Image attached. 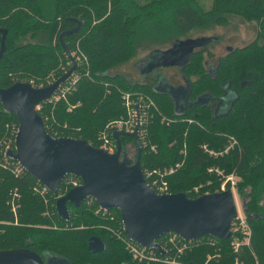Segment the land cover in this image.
<instances>
[{"label":"trees","instance_id":"obj_1","mask_svg":"<svg viewBox=\"0 0 264 264\" xmlns=\"http://www.w3.org/2000/svg\"><path fill=\"white\" fill-rule=\"evenodd\" d=\"M230 16L255 22V37L218 57L213 71L205 65L204 48L189 55L180 66L188 80L190 101L183 110L175 108L170 94L154 90L149 83L111 73L135 55L142 40L154 44L187 38L225 25ZM77 20L81 24L78 31L63 35L62 41L69 52L77 50L82 57L81 63L75 61L73 71L79 80L67 96L69 103L80 105L67 111L65 101L54 105L41 102L37 112L46 131L57 137H80L98 147L103 127L125 114L121 90L150 96L159 113L149 106L152 117L144 126V141L140 140L143 171L172 168L173 172L163 177L170 192L182 191L190 197L197 196L190 192L196 185H202L201 194L207 188V192L218 188L220 179L208 172L209 167L235 172L240 177L237 191L252 217L248 220L250 245L242 246L238 255L232 252L230 240H218V259L214 258L217 248L205 244L177 260L184 264H235L238 259L242 264H264V207L260 204L264 197V0H0V28L6 29L0 87L17 81L44 87L68 71L73 64L59 35L74 28ZM51 72L54 77L47 80ZM225 91L234 93L230 110L217 113V99ZM13 122L18 124L16 116L0 105V141L9 135ZM230 137L236 144L221 155L212 156L203 149L206 145L215 152L223 151ZM119 140L121 146L134 142L127 135H120ZM146 180L151 183L150 177ZM36 183L26 172L16 177L0 167V251L29 249L69 264H142L132 261L110 234L113 227L122 226L118 211L111 210L114 220H109L96 214L95 201L87 208L84 202L79 208L67 202L70 220L63 221L55 210L57 194L40 195ZM11 199L17 203L16 224ZM93 236L104 242L103 252L89 251L87 241Z\"/></svg>","mask_w":264,"mask_h":264},{"label":"water","instance_id":"obj_2","mask_svg":"<svg viewBox=\"0 0 264 264\" xmlns=\"http://www.w3.org/2000/svg\"><path fill=\"white\" fill-rule=\"evenodd\" d=\"M80 25L77 20V25L61 32L59 39L62 41L63 35L77 32ZM0 33L1 57L5 51L6 29L0 28ZM215 39L213 36L176 39L167 49L152 51L148 60H156L158 67L182 66L195 48ZM62 45L73 65L54 82L44 87H34L28 82L17 81L8 87H0L1 107L5 112L13 113L18 120L15 152L8 150L7 155L17 160L30 176L46 186L52 194L57 193L61 181L68 174L82 181L80 186L71 188L56 199L58 217L68 222L70 213L67 202L79 208L86 198L91 197L101 210L118 211L122 229L130 241L147 249L158 250L162 256L165 252L158 240L168 233H174L185 241L204 236L230 240L232 221L237 215L231 190L206 192L195 197L182 191L157 193L144 176L140 162L142 144L136 131H113L116 143L113 153L80 137H54L46 131L43 117L36 106L49 98L76 67L63 41ZM161 81H165L164 77H161ZM187 89L188 85L186 96ZM229 94L222 97L223 101L217 108H227L222 113L230 110L232 99L229 100ZM120 135L133 137L137 146L135 160L127 156V148L121 146ZM242 207L250 220L252 217L247 213L245 200H242ZM87 245L94 254L106 248L104 242L95 236L88 239ZM44 256L49 259L43 261L41 255L29 249L0 251V264H69L65 259L53 255Z\"/></svg>","mask_w":264,"mask_h":264},{"label":"built area","instance_id":"obj_3","mask_svg":"<svg viewBox=\"0 0 264 264\" xmlns=\"http://www.w3.org/2000/svg\"><path fill=\"white\" fill-rule=\"evenodd\" d=\"M70 56L74 60H76L75 58H79L82 60V57H80V54H78L77 50H73L72 52H70ZM78 80L79 75L72 72L62 83L57 86L54 93L44 101L54 105L62 100L67 103V111L73 110L76 106L80 104L78 102L75 104L69 103L67 96L75 89V85ZM54 81L55 79L53 78V82ZM121 98L123 99V105L126 111L125 116L113 121L111 124H109L110 126H105L106 128L104 130H101L98 135V139L101 140L102 143L99 147L105 149L110 153H113L116 150V143L112 135L113 131L115 130L127 132L136 131L139 140L144 141L145 139L144 126L147 123L148 114H150L149 106L151 105L150 102H147L148 98H145L139 94H132L130 92H122ZM40 104L41 103L36 106V109L40 108ZM9 127V135L5 137L2 141H0V167L5 170H9L14 176L18 177L20 175H23L26 170L17 160L7 155L8 150H12L13 152H15V136L18 130V124L13 122L9 125ZM55 134H57V132H55ZM52 136L57 137L55 135ZM229 143L230 144L225 147L223 151L215 152L211 149H208L206 145H203V149L212 156H218L232 148L236 144V141L234 139H231ZM171 172H173L172 168L169 170L154 169L143 171L145 178H151V183H149V185L157 193H170L169 184L167 180L163 177ZM208 172L219 177L222 183L220 190L230 189L233 194L237 215L232 221L231 225L232 236L230 238V248L234 254L238 255L242 246L250 245V239L252 235V229L247 219V216L245 212L242 211L241 208H239L235 197L236 182L237 179H239L237 178L238 175L235 172L225 173L222 169L218 167H209ZM81 183L82 181L79 177L72 174L66 175L58 187L56 193L57 197L63 196L71 188L80 186ZM226 184H229L227 188H225ZM201 187L202 185H196L190 190V192L194 193L195 195H199L201 194ZM35 188L36 191L42 196H45L48 192H50L47 187L41 184L39 181H37ZM13 193V195H15L16 197L18 196L16 191H14ZM44 201L46 202V204L49 203L47 198L44 199ZM94 201L95 200L93 198L88 197L83 202L86 204L87 207H91L93 206ZM10 206L16 224L17 203H15V201L11 199ZM95 212L96 214H100L103 217H107L109 220H114V215L111 213V211L101 210L97 206ZM110 231L114 236H116L118 240L123 243L125 250L132 257V259L139 263L159 262L165 264H180L177 260L180 256H183L184 253L205 244L209 245L210 247L217 248V250H219L217 243L218 240L212 237H208L207 239L201 237L198 239L185 241L174 233H168L163 241L158 242L160 248L165 252V255L162 256L158 250L147 249L130 241L126 237L122 226L119 229H111Z\"/></svg>","mask_w":264,"mask_h":264},{"label":"rangeland","instance_id":"obj_4","mask_svg":"<svg viewBox=\"0 0 264 264\" xmlns=\"http://www.w3.org/2000/svg\"><path fill=\"white\" fill-rule=\"evenodd\" d=\"M256 31H257V25H256L255 22H245V21H242L237 16H230L228 22L225 25H217V26L213 27L211 30H208V31H202V32L198 31V32H194L189 37H200V36H213V37H216L215 40L210 41V42L206 43L204 46H201V47H198L197 48V49L204 48L203 51H204V55H205L206 67H207V69L209 71H212L214 69V66L217 63V58L219 56L224 55L227 52V50L229 48H231V47L232 48L233 47H241V46L246 45L250 41H252L254 39L255 35H256ZM184 38H186V37H181V39H184ZM176 39H173V40L171 39V40L166 41V42H163V43H157L156 42L154 44L153 43H150V42L147 43L146 41H143L142 40V42H140L138 44V47H137V50H136L135 55L129 61H127L126 63L120 65L116 69H113L111 71V73H115L116 72V73H120V74H124V75L127 74V75H129V76H131L133 78V81H140L139 80V77H137L138 76L137 73L135 75H132L131 74V68H132L131 65H132V63L135 62V61H137V60L139 62H141L142 59H143V60H145V61H143V63H144L143 68H142L143 69V72L145 71L146 73H148L147 71H149V72L155 71L157 69V67H158L157 61L154 60V59L148 60V58L151 56L150 53L152 51H154V50H157V49H160V50L167 49L168 47L171 46V44ZM75 59H76L75 61L77 62V64L78 63H81V61H82L79 58H75ZM159 67L162 69V72L165 73L172 80V82H174L177 85L179 84V86L182 85V87L185 85L184 84V81L181 78L180 71L178 70V66L174 65V66H159ZM85 75H88V74H85ZM51 77H54V73L53 72H51L46 78H47V80H50ZM105 85L107 86V85H109V83H105ZM182 87L180 88V90H182ZM117 88H119V87L117 86ZM121 91L122 92H129V91H125V90H121ZM122 92H120V93H122ZM133 94H135V93H133ZM233 95H234V93H231V96H230L231 98L229 100L232 99ZM121 96H122V94H121ZM147 100H148L147 102H150V104L153 106L154 110H156V113H159V108H158L157 104L155 103V101L150 96H149V98ZM122 104H123V99H122ZM222 110L224 111L225 110V107L222 108ZM125 114H126V111H125ZM125 114L124 115H121L119 118L124 117ZM151 117H152V114H148V118L147 119L149 120V118H151ZM119 118H116L114 120L109 121L106 124V126L109 125V124H111L113 121L118 120ZM168 119H170V118H168ZM105 128L106 127L104 126L102 130H104ZM228 139H230V141H231V139H235V138L230 137ZM97 140H98L99 146H100L102 144L101 143V140H99V139H97ZM146 143H144L145 146H146ZM229 144L230 143H228V145ZM151 146H153V145H151ZM122 147H126L127 148V156L131 160H135L136 155H137V146L135 144V141L134 142L128 141L125 144V146H122ZM151 148L152 147H150V149ZM156 170H158V169H156ZM217 178H219V177L217 176ZM237 178H239V179H237V182H236L235 197H236V200H237V203H238L239 208H241L242 211H244V209L242 207V200H244V199H242L243 197L240 196L239 193H238V191H237L238 181H240V177L237 176ZM219 182H220L219 183V186H218V188L215 191H218L221 188V184H222L221 183V180ZM228 186H229V184H226L225 185V188H227ZM203 190L204 189H202L200 191H203ZM205 191L207 192L208 191V188L205 189ZM206 192H204V193H206ZM260 204H261V206L264 207V197L260 201ZM85 207L87 208L86 204H85ZM109 227H111V226H108L107 225V228H109ZM55 228H60V227L59 226L58 227L56 226ZM64 229H66V228H64ZM112 229L113 230H116V229H114V227ZM117 229H119V228H117ZM110 234L119 243H121L123 245V243L120 240H118L116 238V236H114L112 233H110ZM124 250H125V248H124ZM129 257H130V259L132 261L137 262V261L133 260L130 255H129ZM214 258H216V259L220 258V254H219V251L218 250H217V253L214 256ZM208 259H210V258H208ZM178 262L180 264H184L181 261H178ZM137 263H139V262H137ZM142 264H149V263H146L145 262V263H142ZM235 264H242V263L238 259H235ZM255 264H258V263L256 262Z\"/></svg>","mask_w":264,"mask_h":264},{"label":"flooded vegetation","instance_id":"obj_5","mask_svg":"<svg viewBox=\"0 0 264 264\" xmlns=\"http://www.w3.org/2000/svg\"><path fill=\"white\" fill-rule=\"evenodd\" d=\"M231 48H229V49H231ZM195 49H197V48H195ZM143 61H145V60H143ZM143 61L139 62L137 60V61L133 62L132 65H131V67H132L131 68V74L135 75L137 73V75H138L137 77H139L140 81H133V78L131 76L127 75V74H125V77L127 79H129L130 81H132V82H139V83H143V84H148L149 83L153 87L154 90L159 91V92L171 91V93H172L171 95L174 97L175 102L177 103V105L180 106V107H184V106L186 107L189 104V102H190L188 100V96H186V90H185L187 85H188V80L181 73L180 66H178V70L180 71L181 78H182V80L184 81V84H185L183 87H182V85L179 86V84L177 85L174 82H172V80L165 73L162 72V69L160 67L159 68L157 67V69L155 71H151V72L147 71L148 73H146L145 71L143 72V69H142L143 65H144ZM205 65H206V63H205ZM161 77H164L165 81H161ZM181 87H182V90H180ZM183 91H185V92H183ZM225 94L231 95V92L230 91H227V92L225 91L223 96H221V97H219L217 99L215 110L219 107L221 101H223V98L225 97ZM179 109L180 108H177L178 111H179ZM216 112L217 113H222L223 110L222 109H220V110L217 109ZM42 259H43V261H46V259L48 260L49 258H47L45 256H42Z\"/></svg>","mask_w":264,"mask_h":264},{"label":"crops","instance_id":"obj_6","mask_svg":"<svg viewBox=\"0 0 264 264\" xmlns=\"http://www.w3.org/2000/svg\"><path fill=\"white\" fill-rule=\"evenodd\" d=\"M168 93V92H167ZM168 94H170V93H168ZM171 95V94H170ZM172 96V95H171ZM172 98H173V100H174V104H175V108L177 109V108H180L179 110H182V107H180V106H178L177 105V103L175 102V99H174V97L172 96ZM231 98V97H230ZM233 98V97H232ZM185 107V106H184ZM226 109L227 108H225V110L224 111H226Z\"/></svg>","mask_w":264,"mask_h":264},{"label":"bare ground","instance_id":"obj_7","mask_svg":"<svg viewBox=\"0 0 264 264\" xmlns=\"http://www.w3.org/2000/svg\"><path fill=\"white\" fill-rule=\"evenodd\" d=\"M139 138V137H138Z\"/></svg>","mask_w":264,"mask_h":264}]
</instances>
